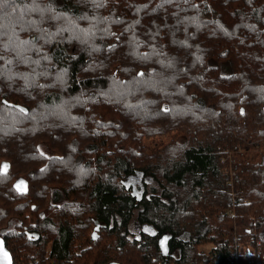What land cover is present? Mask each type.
<instances>
[{
    "label": "trees",
    "instance_id": "1",
    "mask_svg": "<svg viewBox=\"0 0 264 264\" xmlns=\"http://www.w3.org/2000/svg\"><path fill=\"white\" fill-rule=\"evenodd\" d=\"M0 235L14 264H264V0H6Z\"/></svg>",
    "mask_w": 264,
    "mask_h": 264
},
{
    "label": "flooded vegetation",
    "instance_id": "2",
    "mask_svg": "<svg viewBox=\"0 0 264 264\" xmlns=\"http://www.w3.org/2000/svg\"><path fill=\"white\" fill-rule=\"evenodd\" d=\"M137 177L139 178V182L136 183V182H131V189H132V193L138 197V200H141L144 193H145V190H146V187L144 185H141V187L139 186V183L141 182V179L143 177V173H136V174H133L130 176V178L132 177ZM145 179L148 181L149 177H145ZM20 185H22V181L19 182ZM129 228H130V231L132 233L135 234V237L136 238H143L146 234H149V235H153V236H156L158 237V240L159 241L161 239V235L162 233L159 235V231L156 229V227H154L152 224H148V223H140L138 222V220L136 218H133L131 221H130V224H129ZM159 244H160V241H159ZM161 248V246H160ZM161 251H162V248H161ZM175 250L171 251L170 252V248L168 247V250H167V254H162L165 255V257H167V261L168 260H174L176 259L175 257ZM156 259H158L156 257ZM168 264V263H166Z\"/></svg>",
    "mask_w": 264,
    "mask_h": 264
},
{
    "label": "water",
    "instance_id": "3",
    "mask_svg": "<svg viewBox=\"0 0 264 264\" xmlns=\"http://www.w3.org/2000/svg\"><path fill=\"white\" fill-rule=\"evenodd\" d=\"M3 101L5 103H7L6 100L3 99ZM11 105H15L18 108L23 109L24 112H28V110L22 105L15 104V103H11ZM159 241H160V246L162 248L163 254H167V250L169 247L168 246V241H169L168 237L166 235H163ZM0 264H14L12 253L8 249V247H6L5 239L2 235H0ZM108 264H121V263H119L117 261L116 262L113 261V262H110Z\"/></svg>",
    "mask_w": 264,
    "mask_h": 264
},
{
    "label": "rangeland",
    "instance_id": "4",
    "mask_svg": "<svg viewBox=\"0 0 264 264\" xmlns=\"http://www.w3.org/2000/svg\"><path fill=\"white\" fill-rule=\"evenodd\" d=\"M173 133L167 134V135H163V136H153V137H147L145 138V147L146 150L150 153V154H157L159 149L165 145L167 142L170 141L171 136ZM130 182H139V178L137 177H132L129 179ZM202 247L204 248H209L208 245H203ZM23 260V259H22ZM25 261V260H24ZM25 264V262H24ZM29 264H32V261H29Z\"/></svg>",
    "mask_w": 264,
    "mask_h": 264
},
{
    "label": "snow or ice",
    "instance_id": "5",
    "mask_svg": "<svg viewBox=\"0 0 264 264\" xmlns=\"http://www.w3.org/2000/svg\"><path fill=\"white\" fill-rule=\"evenodd\" d=\"M6 2V0H0V7H2V5ZM23 111V109H21ZM243 112V110H242ZM6 167V166H5Z\"/></svg>",
    "mask_w": 264,
    "mask_h": 264
}]
</instances>
